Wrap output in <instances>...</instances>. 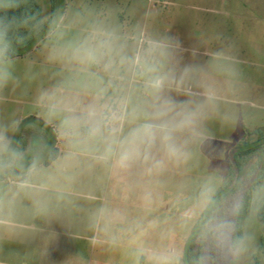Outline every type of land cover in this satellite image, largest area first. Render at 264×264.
<instances>
[{"label": "rangeland", "instance_id": "obj_1", "mask_svg": "<svg viewBox=\"0 0 264 264\" xmlns=\"http://www.w3.org/2000/svg\"><path fill=\"white\" fill-rule=\"evenodd\" d=\"M17 1L38 24L6 40L0 264H183L232 187L231 152L264 135V0H34L41 17ZM165 104L196 112L195 132L173 133L175 154L159 139L128 150ZM263 202L264 142L199 234V263L264 264ZM223 218L232 231L220 245L209 227Z\"/></svg>", "mask_w": 264, "mask_h": 264}, {"label": "clouds", "instance_id": "obj_2", "mask_svg": "<svg viewBox=\"0 0 264 264\" xmlns=\"http://www.w3.org/2000/svg\"><path fill=\"white\" fill-rule=\"evenodd\" d=\"M18 8L17 0H0V11L8 12L15 11ZM15 22L13 18L12 23ZM6 31L3 19H0V86H3L11 77L10 61L8 54L10 45L5 39ZM174 108L171 104L160 106L154 113L153 121L146 123L138 128L133 129L125 143L128 150L138 151L140 147H151L157 139L161 141L164 148L169 154L177 152V146L173 139V133L177 130H188L195 132L197 125V113L190 110H183L171 115ZM96 115L95 110L91 113ZM179 117V120H177ZM102 119L100 121L90 122V131L92 134L100 132ZM115 120L116 117H113ZM2 151V149H0ZM125 158H127V151ZM239 210V204L235 203L232 206V211L235 213ZM232 222L227 219H217L209 227V232L212 238L220 245L227 243L231 238ZM238 249H233L236 251Z\"/></svg>", "mask_w": 264, "mask_h": 264}, {"label": "trees", "instance_id": "obj_3", "mask_svg": "<svg viewBox=\"0 0 264 264\" xmlns=\"http://www.w3.org/2000/svg\"><path fill=\"white\" fill-rule=\"evenodd\" d=\"M18 8L15 11L3 12L0 11V19H3L6 31V40L20 38L21 34L24 33L25 30H29V28H35L37 26V22L33 21L32 18L28 17L26 5L23 2H18ZM30 6L32 10L38 14V17H41V10L38 4L34 0H30ZM13 18H15V22L12 23ZM13 54L9 50L8 58H12ZM258 143L244 144L235 148L230 154V185H232L231 189L225 193L226 188L222 191L218 192L215 196L212 205L210 208L203 214L202 219L198 223L192 238L188 242L186 246L185 256L183 260V264H200V252L198 250V237L201 233L204 225L208 222L209 217L211 216L213 210L217 207V205L228 195L235 193L241 185L242 178L244 175V161L245 158L251 153L255 152L257 149L261 147V144L264 142V135L257 141ZM59 156V150L55 147L51 153L46 158L44 165L50 166L55 160H57ZM0 178H2L0 176ZM257 220L264 227V202L258 208L257 212ZM243 238V217L242 213L238 214L236 223L233 229L232 235V247L233 249H237Z\"/></svg>", "mask_w": 264, "mask_h": 264}]
</instances>
